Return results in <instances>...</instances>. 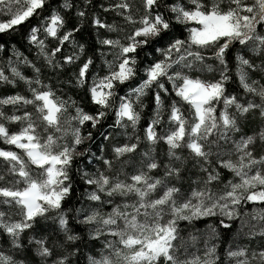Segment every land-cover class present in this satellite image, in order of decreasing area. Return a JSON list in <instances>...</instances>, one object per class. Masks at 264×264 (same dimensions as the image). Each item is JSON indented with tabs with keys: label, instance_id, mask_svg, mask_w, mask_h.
<instances>
[{
	"label": "snow or ice",
	"instance_id": "obj_1",
	"mask_svg": "<svg viewBox=\"0 0 264 264\" xmlns=\"http://www.w3.org/2000/svg\"><path fill=\"white\" fill-rule=\"evenodd\" d=\"M0 37V264H264V0H0Z\"/></svg>",
	"mask_w": 264,
	"mask_h": 264
},
{
	"label": "trees",
	"instance_id": "obj_2",
	"mask_svg": "<svg viewBox=\"0 0 264 264\" xmlns=\"http://www.w3.org/2000/svg\"><path fill=\"white\" fill-rule=\"evenodd\" d=\"M26 26L27 25H25V27ZM7 39H8L7 37H0V42H3L4 40H7ZM16 39L19 40V36H17ZM3 55H4V53L0 52V57H3ZM107 119H108V122H111L112 119H113L112 114H109ZM97 138H99V133H97ZM75 187L77 188V190H82V186L81 185H76ZM74 199H75V197H74Z\"/></svg>",
	"mask_w": 264,
	"mask_h": 264
}]
</instances>
